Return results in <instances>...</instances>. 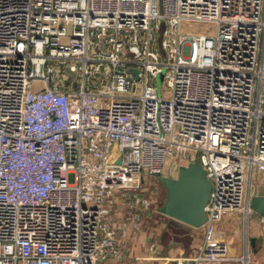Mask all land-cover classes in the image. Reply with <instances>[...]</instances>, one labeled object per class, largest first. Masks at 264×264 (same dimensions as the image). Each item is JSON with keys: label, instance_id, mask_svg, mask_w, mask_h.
Returning a JSON list of instances; mask_svg holds the SVG:
<instances>
[{"label": "built area", "instance_id": "built-area-1", "mask_svg": "<svg viewBox=\"0 0 264 264\" xmlns=\"http://www.w3.org/2000/svg\"><path fill=\"white\" fill-rule=\"evenodd\" d=\"M168 157L212 182L199 250L173 264H248L212 245L264 171V0H0V264L120 258L117 208L136 225Z\"/></svg>", "mask_w": 264, "mask_h": 264}, {"label": "crops", "instance_id": "crops-1", "mask_svg": "<svg viewBox=\"0 0 264 264\" xmlns=\"http://www.w3.org/2000/svg\"><path fill=\"white\" fill-rule=\"evenodd\" d=\"M262 188L264 171H257L254 174L251 194L261 192ZM163 215L166 217L163 223L166 229L160 236L161 240L152 239L151 233L145 230V241L136 242L132 239L139 226L130 221L132 214L123 205L117 208L114 224L118 238L117 248L121 257H109L97 264H173L177 257L197 254L202 243L203 226L194 227L164 212ZM241 217L243 216L235 212L218 220L212 246L220 242L226 255L231 257H240L248 246L250 253L248 264H264V217L254 210L250 211L247 221H243ZM129 223L132 225L129 226ZM203 263L241 264L239 260Z\"/></svg>", "mask_w": 264, "mask_h": 264}, {"label": "water", "instance_id": "water-1", "mask_svg": "<svg viewBox=\"0 0 264 264\" xmlns=\"http://www.w3.org/2000/svg\"><path fill=\"white\" fill-rule=\"evenodd\" d=\"M161 51L163 52L162 49ZM65 69L75 74L68 66ZM134 71L137 72V69ZM169 162L168 157L162 171L155 173L167 188L163 212L191 226H201L207 218L206 204L212 189L211 179L202 164L196 160L179 167H170ZM250 207L264 217V188L251 196Z\"/></svg>", "mask_w": 264, "mask_h": 264}, {"label": "rangeland", "instance_id": "rangeland-1", "mask_svg": "<svg viewBox=\"0 0 264 264\" xmlns=\"http://www.w3.org/2000/svg\"><path fill=\"white\" fill-rule=\"evenodd\" d=\"M182 32L183 33H194V32H208L214 27V23L212 22H204V21H193V20H184L182 22ZM166 29V22L164 20L161 21L159 25V30L157 32V41L159 46H161V41L164 38V31ZM65 40V39H64ZM168 69L165 65L162 66L161 70L157 72V74L153 77V82L156 85L157 93L159 96H170L171 88L168 84L166 73ZM60 76V73L56 70L53 73V76ZM143 194L150 200V204L143 208V214L140 218H136L137 223L136 226H139L137 232L134 234V238L132 240L136 242L145 241V230L151 233V238L155 240H161V235L164 234V230L166 226L163 227L164 215H163V206L167 198V188L164 182L161 180L160 176H156L154 174L143 173ZM148 215V216H146ZM243 221H247L244 217H241ZM167 220V219H166ZM132 221V220H130ZM132 224L129 223V226ZM132 228V227H130ZM137 228V227H136ZM141 230V231H139ZM139 231V232H138ZM203 238V236L201 237ZM130 239V238H129ZM143 264V263H140ZM205 264V263H200Z\"/></svg>", "mask_w": 264, "mask_h": 264}, {"label": "trees", "instance_id": "trees-1", "mask_svg": "<svg viewBox=\"0 0 264 264\" xmlns=\"http://www.w3.org/2000/svg\"><path fill=\"white\" fill-rule=\"evenodd\" d=\"M163 209V208H162Z\"/></svg>", "mask_w": 264, "mask_h": 264}]
</instances>
